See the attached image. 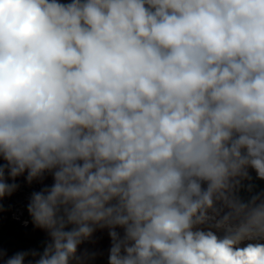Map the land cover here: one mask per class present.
I'll return each mask as SVG.
<instances>
[{
	"label": "clouds",
	"instance_id": "1",
	"mask_svg": "<svg viewBox=\"0 0 264 264\" xmlns=\"http://www.w3.org/2000/svg\"><path fill=\"white\" fill-rule=\"evenodd\" d=\"M20 177L47 239L0 264H264V0H0Z\"/></svg>",
	"mask_w": 264,
	"mask_h": 264
},
{
	"label": "rangeland",
	"instance_id": "2",
	"mask_svg": "<svg viewBox=\"0 0 264 264\" xmlns=\"http://www.w3.org/2000/svg\"><path fill=\"white\" fill-rule=\"evenodd\" d=\"M17 182L21 187L10 197H6L0 203L3 204L4 211L0 212V225L7 224L8 227L19 228L17 233V241L15 245L7 240H0V249L7 252L8 255L17 251L39 249L47 239L46 233L33 226L29 217L26 206L32 191H38L42 185L34 182L28 185L23 177L18 178ZM45 183L50 184L51 179H47ZM257 190H264V181H255ZM27 221V223H25ZM7 227V229H9ZM11 230V229H10ZM95 244H85L83 247H90V251L98 253L94 264H107V249L110 241L107 232H98L95 236Z\"/></svg>",
	"mask_w": 264,
	"mask_h": 264
},
{
	"label": "trees",
	"instance_id": "3",
	"mask_svg": "<svg viewBox=\"0 0 264 264\" xmlns=\"http://www.w3.org/2000/svg\"><path fill=\"white\" fill-rule=\"evenodd\" d=\"M8 225H0V240H7L10 241L11 243H13V245H15V242L17 241V233L14 234L15 232H17L19 230V228H15L12 226L8 227L9 229H7ZM11 229V230H10ZM19 233V231H18Z\"/></svg>",
	"mask_w": 264,
	"mask_h": 264
},
{
	"label": "flooded vegetation",
	"instance_id": "4",
	"mask_svg": "<svg viewBox=\"0 0 264 264\" xmlns=\"http://www.w3.org/2000/svg\"><path fill=\"white\" fill-rule=\"evenodd\" d=\"M86 248H88V249H89L90 247L88 246V247H86Z\"/></svg>",
	"mask_w": 264,
	"mask_h": 264
}]
</instances>
